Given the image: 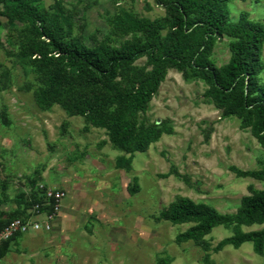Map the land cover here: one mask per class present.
Masks as SVG:
<instances>
[{
	"label": "rangeland",
	"instance_id": "rangeland-1",
	"mask_svg": "<svg viewBox=\"0 0 264 264\" xmlns=\"http://www.w3.org/2000/svg\"><path fill=\"white\" fill-rule=\"evenodd\" d=\"M63 1L74 18L75 35L89 44L91 36L97 41L107 38L109 18L123 11L152 20L165 15L155 0ZM229 8L233 22L246 11L251 20L264 23V0H232ZM20 30L5 22L0 27V219L9 220L22 200L30 201L42 185L65 196L56 215L35 207L28 211L26 221L33 227L10 242L0 264H264V255L256 254L251 242L216 251L234 234L233 226L216 227L206 237L205 250L193 241H177L192 224L160 219L179 197L233 214L252 190L264 189V182L239 178L230 170L263 168L264 149L241 128L240 119L222 118L204 96V81L169 71L139 120L147 126L165 123L173 132L165 133L148 152L137 153L131 170L118 169L117 159L130 155L109 140L105 129L70 116L58 105L49 111L37 106L33 91L26 89L37 86V75L13 56ZM131 38L113 40L120 45ZM229 43L226 37L216 45L212 59L219 67L230 60ZM136 66L151 70L146 58ZM135 177L139 191L133 190Z\"/></svg>",
	"mask_w": 264,
	"mask_h": 264
},
{
	"label": "trees",
	"instance_id": "trees-1",
	"mask_svg": "<svg viewBox=\"0 0 264 264\" xmlns=\"http://www.w3.org/2000/svg\"><path fill=\"white\" fill-rule=\"evenodd\" d=\"M155 2L165 10L163 17L152 20L123 11L109 18V36L102 41L91 36L92 44L75 35L74 18L63 0H0V27L4 22L11 29L21 27L13 56L37 75V86H26L33 91L37 106L49 111L58 105L70 116L84 117L90 125L105 129L109 140L130 155L117 159L118 169L131 170L137 153L148 152L165 133L173 132L165 123L147 126L139 120L171 69L204 81V96L221 111L222 118L240 119L241 128L249 130L264 149V23L251 20L246 11L233 22L232 0ZM128 35H132L130 40L114 43V37ZM226 37L231 57L219 67L212 57L217 43ZM143 58L151 70L136 66ZM3 121H8L6 112ZM230 170L239 178L264 182V167L242 170L231 166ZM138 182L135 177L134 191L140 189ZM45 190L32 193L30 201L23 199L9 220L0 219V234L13 220L26 221L28 211L37 204L39 211L56 215L57 201L47 203ZM160 219L174 225L192 224L177 241H193L205 250L209 248L206 237L216 227L233 226L234 234L223 239L216 251L227 246L239 249L251 242L254 252L264 255V189L252 190L233 214L179 197L160 213ZM254 225L262 228L243 230ZM17 235L21 234L2 242L0 257Z\"/></svg>",
	"mask_w": 264,
	"mask_h": 264
},
{
	"label": "built area",
	"instance_id": "built-area-1",
	"mask_svg": "<svg viewBox=\"0 0 264 264\" xmlns=\"http://www.w3.org/2000/svg\"><path fill=\"white\" fill-rule=\"evenodd\" d=\"M3 169H4V164L2 160H0V173L3 172ZM45 188L46 190L45 193L43 194L45 201L49 203L51 199H55L57 201L56 207L58 208L60 201L65 196L64 193L60 191H56L55 189L52 188H47L43 185L40 187V189H45ZM40 207H41L40 204L35 205L36 211H39ZM32 227L33 225H31V223H28L27 221H23L22 219L13 220L5 227V229L0 234V246L3 241H6L7 239L11 238L16 234L27 233L29 229ZM39 228H40L39 224H34V229H39Z\"/></svg>",
	"mask_w": 264,
	"mask_h": 264
},
{
	"label": "crops",
	"instance_id": "crops-1",
	"mask_svg": "<svg viewBox=\"0 0 264 264\" xmlns=\"http://www.w3.org/2000/svg\"><path fill=\"white\" fill-rule=\"evenodd\" d=\"M65 215V214H64ZM64 219V218H63Z\"/></svg>",
	"mask_w": 264,
	"mask_h": 264
}]
</instances>
